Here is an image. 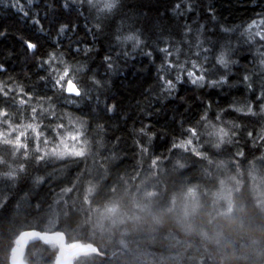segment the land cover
Wrapping results in <instances>:
<instances>
[{"label":"trees","instance_id":"obj_1","mask_svg":"<svg viewBox=\"0 0 264 264\" xmlns=\"http://www.w3.org/2000/svg\"><path fill=\"white\" fill-rule=\"evenodd\" d=\"M33 2L24 15L0 0V85L12 89L0 94V264L32 228L100 253L72 264H264V40L246 31L264 20V0H117L104 12L88 0ZM193 60L205 63L202 85L164 70ZM65 67L81 96L52 86ZM58 124L81 130L67 144L84 155L38 160L59 144ZM9 125L27 129L26 148L3 143ZM59 255L43 238L25 263Z\"/></svg>","mask_w":264,"mask_h":264},{"label":"snow or ice","instance_id":"obj_2","mask_svg":"<svg viewBox=\"0 0 264 264\" xmlns=\"http://www.w3.org/2000/svg\"><path fill=\"white\" fill-rule=\"evenodd\" d=\"M29 3H31V0H28ZM89 3L93 4L94 7L97 8L98 12H104V11H111L117 3V0H88ZM102 5V6H101ZM177 9L180 8V5L177 4ZM27 12H24V15H27ZM38 23V21H37ZM264 24V20H261L259 22L253 21L252 24L248 26V29L246 30L249 37H259L261 40H264V30L260 29V25ZM256 29L255 32H253V29ZM64 29L62 28L61 31ZM227 31V30H226ZM125 41H132L133 42V47L138 46L141 42L139 40V37L137 35H128L123 38ZM25 44L27 45V48L30 50H34L36 48V45L29 42L25 41ZM161 51L165 52L166 56H171L172 53L168 51L167 48L161 49ZM204 51H207V49H204ZM56 57L52 56L50 57V61L55 60ZM106 59H109L106 57ZM206 60L207 57H204ZM50 61H45L44 63H50ZM61 63H63V60H61ZM217 63L224 68H228L229 66V61L226 60L224 53H221L218 58H217ZM264 63V61H262ZM109 67L111 68L112 65L109 64ZM179 68L181 71L185 72L187 77L189 78L190 82L194 85H202L205 81V75L207 70L203 67V64L198 63L196 61H193L191 64V69H185L182 64H173V63H167L165 67V71H171L173 68ZM0 70H3V65H0ZM199 72V75L197 74ZM160 79L163 81V87H166L167 89L171 90L172 88L175 87L173 81L171 79H165L163 76L160 77ZM180 79V76L177 75V80ZM247 79V77H245ZM74 77L70 76V70L65 67L62 73H57L53 87L57 88L59 90H62L63 92H66L69 94V96H81V91L77 87L76 83L73 82ZM213 84L217 83L216 81H212ZM12 91V89H5L4 86L0 85V94H3L5 96L8 95V93ZM21 93H23V89H20ZM87 95V93H84ZM28 95V94H26ZM28 98L31 99V96L28 95ZM20 104L26 103V101L21 98L19 100ZM68 103H75L74 100L68 99ZM36 112L37 110L35 108L32 109L33 113V120L36 119ZM0 116L2 117H7L8 113L0 110ZM0 123L3 124H8V120L5 119L3 121H0ZM44 127H47L45 125ZM39 125L35 124H28L27 129H30L34 134H35V139L38 142H41V137H43L42 143L43 145H48L49 144V139L47 136L44 135L43 131L38 130ZM65 126L63 124H58L55 126V128L52 129L57 135V137H60L59 144L56 147H53L49 150L43 151V154L39 155L37 157L38 160H44L46 157H56V158H63L66 155H74V156H82L84 155L83 150H76L75 149V144L73 145V148L69 150L67 141L71 140L74 141L76 144L80 143V137L82 135V132L79 128L69 129L67 132L64 134L61 133V129H64ZM27 129L25 130H18L16 128H12L11 125H9V132L4 134L3 138V143L7 145H12L17 151L21 148H26V144L21 142V138L26 137L27 134ZM12 132H18V134L15 137V140L9 139L8 136ZM220 137L221 140H223V137L227 135L226 132H224L222 129L220 130ZM193 135H195V132L193 131ZM188 144H191V140L187 142ZM60 145H63V149H61ZM177 147H185L184 143H181L177 145ZM37 151L40 152L41 149L38 147ZM9 178L13 177V173L9 172L8 174ZM38 235L37 233H25L26 237H32ZM45 239L52 243L53 246L59 245L60 247V255L57 258V264H71V261L73 258L78 257L79 255H89L91 253H97L98 249L93 247L91 244L88 245H81L78 243H73L70 245H65L64 244V237L61 233L57 232L53 234L52 236H46Z\"/></svg>","mask_w":264,"mask_h":264},{"label":"water","instance_id":"obj_3","mask_svg":"<svg viewBox=\"0 0 264 264\" xmlns=\"http://www.w3.org/2000/svg\"><path fill=\"white\" fill-rule=\"evenodd\" d=\"M27 232L37 233L38 235H35L32 237H26L25 233H27ZM53 234H55V233H52L49 231H43V230L36 229V228L24 230L20 236L19 243L14 248L13 256H12V264H26L25 263V254H26V251H27L29 245L34 241L43 239L46 236H52ZM81 245H86V244H81ZM73 260H74V258L72 259L71 264H72Z\"/></svg>","mask_w":264,"mask_h":264},{"label":"rangeland","instance_id":"obj_4","mask_svg":"<svg viewBox=\"0 0 264 264\" xmlns=\"http://www.w3.org/2000/svg\"><path fill=\"white\" fill-rule=\"evenodd\" d=\"M4 3L12 4L15 7V9L27 12L28 15H31L32 12H33V11L31 12L32 5L34 3L33 0H31V3H29L28 0L27 1H23V0H4ZM63 34H65V30L63 31ZM60 73H62V72H60ZM74 83H76V82H74ZM76 85H77V83H76ZM77 87H78V85H77Z\"/></svg>","mask_w":264,"mask_h":264},{"label":"bare ground","instance_id":"obj_5","mask_svg":"<svg viewBox=\"0 0 264 264\" xmlns=\"http://www.w3.org/2000/svg\"><path fill=\"white\" fill-rule=\"evenodd\" d=\"M208 26H209V25H208ZM203 41H204V40H203ZM200 43H201V42H200ZM208 44H209V43H208ZM200 45H201V44H200ZM197 47H199V46H197ZM202 47L204 48V45H203ZM205 47H206V46H205ZM203 48H202V50H204ZM194 49H195V48H194ZM205 49H206V48H205ZM196 51H197V50H196ZM196 51H194V52H196ZM198 51H199V50H198ZM207 52H208V51H207ZM201 53H202V52H201ZM201 53H200V54H201ZM193 54H194V53H193ZM198 54H199V53H198ZM200 54H199V55H200ZM207 54H208V53H207ZM207 54H206V55H207ZM199 57H200V56H199ZM201 57H202V55H201ZM211 58H212V56H211ZM192 59H193V58H192ZM207 59H208V57H207ZM193 61H194V60H193ZM203 61H205V60H203ZM215 62H216V61H215ZM207 63H208V62H207ZM204 64H205V63H203V65H204ZM119 209H120V208H119Z\"/></svg>","mask_w":264,"mask_h":264}]
</instances>
